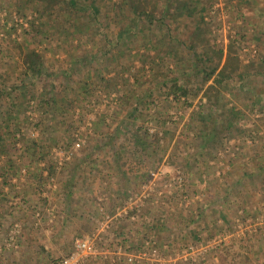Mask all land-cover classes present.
<instances>
[{
    "label": "rangeland",
    "instance_id": "rangeland-1",
    "mask_svg": "<svg viewBox=\"0 0 264 264\" xmlns=\"http://www.w3.org/2000/svg\"><path fill=\"white\" fill-rule=\"evenodd\" d=\"M49 1L0 0V264H264V0Z\"/></svg>",
    "mask_w": 264,
    "mask_h": 264
},
{
    "label": "trees",
    "instance_id": "trees-1",
    "mask_svg": "<svg viewBox=\"0 0 264 264\" xmlns=\"http://www.w3.org/2000/svg\"><path fill=\"white\" fill-rule=\"evenodd\" d=\"M24 1L26 3H31V2H34V1H42L43 2V0H24ZM49 2L50 3H48L47 5H50L52 3L57 2V0H50ZM70 4L73 5V3H70ZM130 6H131L133 12H135L136 14L139 13L138 15H140L142 13V11H140V10L138 11L134 7V5L132 3H130ZM46 10H47V6L44 7V11H46ZM200 30H201L200 28L199 29L197 28L196 31H194V33H192V39H196L197 38V36L201 32ZM24 52H25L24 53V62L27 65V68L29 69V71L31 73H33L35 76L41 75L42 72H43L41 58L34 51H30V50L26 49ZM224 71H225V68L222 67L220 69V71L218 72L217 77L214 79L216 83L220 84L221 79L226 77L224 75ZM208 88H214V86H211V87H208ZM170 90H172L173 93L178 95L179 97L184 98L185 101H189V100L193 101V99H195V94L191 93L189 91V89H187V88H185V87H183L181 85L173 84ZM236 116L237 115L234 114V117L231 116L230 118L228 117L227 120H225V125H226L227 128L233 126L232 120L233 119L236 120ZM210 120H212L211 123L213 124V119L210 118ZM202 126L206 127L205 124H203ZM202 135H203L202 137L204 138V140H207V141H208V139H212L214 137V135H213L212 138H209V134L208 133H204ZM134 141L142 149H145L147 144L144 141L139 140L136 137H134Z\"/></svg>",
    "mask_w": 264,
    "mask_h": 264
},
{
    "label": "built area",
    "instance_id": "built-area-1",
    "mask_svg": "<svg viewBox=\"0 0 264 264\" xmlns=\"http://www.w3.org/2000/svg\"><path fill=\"white\" fill-rule=\"evenodd\" d=\"M95 246L87 239H78L73 244V250L51 264H83L95 255ZM131 260V259H129Z\"/></svg>",
    "mask_w": 264,
    "mask_h": 264
}]
</instances>
